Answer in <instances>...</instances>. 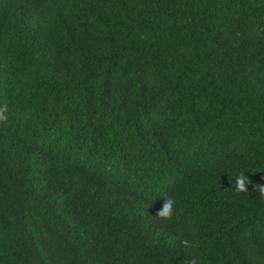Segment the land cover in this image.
<instances>
[{"label":"trees","instance_id":"16d2710c","mask_svg":"<svg viewBox=\"0 0 264 264\" xmlns=\"http://www.w3.org/2000/svg\"><path fill=\"white\" fill-rule=\"evenodd\" d=\"M0 109V264H264V0H0Z\"/></svg>","mask_w":264,"mask_h":264},{"label":"clouds","instance_id":"9594fccd","mask_svg":"<svg viewBox=\"0 0 264 264\" xmlns=\"http://www.w3.org/2000/svg\"><path fill=\"white\" fill-rule=\"evenodd\" d=\"M4 110L0 109V121H6L7 116L3 114ZM235 186L238 191L249 192L247 185L250 183L249 177L245 172H241L234 177ZM258 189V195L261 199H264V185H257L255 191ZM174 201L172 199H164L162 209L158 211L157 216L165 219H171L173 217ZM189 264H198L196 258H192Z\"/></svg>","mask_w":264,"mask_h":264}]
</instances>
